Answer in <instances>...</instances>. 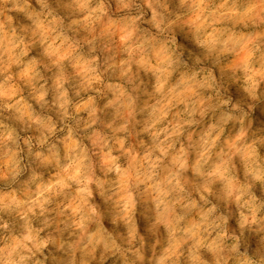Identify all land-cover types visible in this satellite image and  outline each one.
I'll use <instances>...</instances> for the list:
<instances>
[{
	"label": "clouds",
	"instance_id": "clouds-1",
	"mask_svg": "<svg viewBox=\"0 0 264 264\" xmlns=\"http://www.w3.org/2000/svg\"><path fill=\"white\" fill-rule=\"evenodd\" d=\"M0 264H264V0H0Z\"/></svg>",
	"mask_w": 264,
	"mask_h": 264
}]
</instances>
